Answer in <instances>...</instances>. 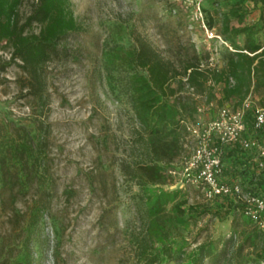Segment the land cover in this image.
Listing matches in <instances>:
<instances>
[{
  "label": "rangeland",
  "instance_id": "obj_1",
  "mask_svg": "<svg viewBox=\"0 0 264 264\" xmlns=\"http://www.w3.org/2000/svg\"><path fill=\"white\" fill-rule=\"evenodd\" d=\"M30 2L22 0V12ZM70 7L80 29L63 40L64 53L46 64L43 102L25 95L15 64L0 69V257L14 260L29 241L34 264H135L140 189L129 170L147 157L138 138L142 125L124 90L128 67L120 61L133 47L147 44L164 59L177 60L194 48L214 56L215 64L222 46L215 51L212 41L208 45L179 0H70ZM255 14L252 10L247 20ZM8 57L0 42V64ZM199 101L205 106L202 97ZM215 115L214 104L200 117ZM194 118L192 123L199 121ZM20 126L35 140L43 133L38 169L30 161L22 168L7 147L20 142ZM180 154L169 166L162 163L166 173L178 166ZM175 189L146 187L151 193ZM180 194L188 203L210 200L192 185ZM178 226L176 245L188 250L206 236L227 234L230 218L205 214Z\"/></svg>",
  "mask_w": 264,
  "mask_h": 264
},
{
  "label": "trees",
  "instance_id": "obj_2",
  "mask_svg": "<svg viewBox=\"0 0 264 264\" xmlns=\"http://www.w3.org/2000/svg\"><path fill=\"white\" fill-rule=\"evenodd\" d=\"M21 5L22 0H0V42L9 51L0 69L15 64L21 71L25 95L43 102L45 66L64 53L63 40L80 29V24L70 0H31L24 12ZM204 10L208 25L233 48L222 47L219 62L210 65V54L194 48L179 54L177 60L164 59L147 44L133 47L120 61V66L128 67L124 68V90L142 125L144 134L138 138L147 157L146 161L133 162L129 170L140 189L141 226L132 241L135 264H264V227L250 220L243 203L230 194L204 203H188L180 189L146 190L149 185L169 182L170 174L162 163L169 166L182 151L183 122L195 119L200 97L206 105L231 100L232 106H237L250 96L242 137L264 143V126H255L254 116L255 106L264 105V0H209ZM252 10L258 14L249 21ZM34 25H38L36 30ZM111 68H116L115 63ZM20 127V142L12 140L7 147H13V156L22 168L30 161L38 169L43 158V133L36 134L35 140L25 126ZM221 160L225 182L238 181L244 189L264 198V155L256 146L243 147L240 142L222 145ZM3 164L0 157V167ZM205 214L230 218L229 232L206 236L188 250L183 243L176 245L181 235L178 223L194 222ZM0 264H34L29 241L20 246L17 258L2 256Z\"/></svg>",
  "mask_w": 264,
  "mask_h": 264
},
{
  "label": "built area",
  "instance_id": "obj_3",
  "mask_svg": "<svg viewBox=\"0 0 264 264\" xmlns=\"http://www.w3.org/2000/svg\"><path fill=\"white\" fill-rule=\"evenodd\" d=\"M209 0H179L191 20H193L205 34L209 46L213 42V50L217 46L233 50L231 44L217 31L210 27L206 21L205 4ZM175 9H173L174 11ZM210 56L208 63L214 65ZM219 62V58L216 59ZM215 62V63H216ZM222 84H219L221 86ZM252 98L247 96L240 105H208L198 104L197 114L199 121L192 123L184 120L186 127L183 150L180 154L179 164L169 170L174 177L173 182H168V188L184 189L189 185L199 188L206 199H212L220 194H230L234 200L243 203L244 214L259 227H264V198L243 188L238 182H225L223 179L222 145L240 142L243 147L256 146L260 155H264V143H258L242 137L245 129L243 115L250 106ZM216 105V115L213 118H201V112L209 105ZM255 126H264V105H256L254 109ZM194 121V120H193Z\"/></svg>",
  "mask_w": 264,
  "mask_h": 264
}]
</instances>
